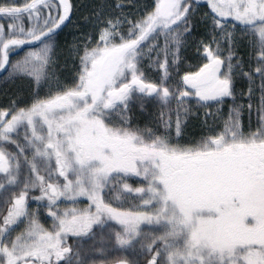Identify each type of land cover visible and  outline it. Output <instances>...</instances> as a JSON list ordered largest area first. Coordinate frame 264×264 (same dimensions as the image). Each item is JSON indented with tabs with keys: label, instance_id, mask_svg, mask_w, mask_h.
<instances>
[{
	"label": "snow or ice",
	"instance_id": "1",
	"mask_svg": "<svg viewBox=\"0 0 264 264\" xmlns=\"http://www.w3.org/2000/svg\"><path fill=\"white\" fill-rule=\"evenodd\" d=\"M0 264H264V0L0 2Z\"/></svg>",
	"mask_w": 264,
	"mask_h": 264
},
{
	"label": "rangeland",
	"instance_id": "2",
	"mask_svg": "<svg viewBox=\"0 0 264 264\" xmlns=\"http://www.w3.org/2000/svg\"><path fill=\"white\" fill-rule=\"evenodd\" d=\"M0 2H3V0H0ZM16 2L19 4V3H22L23 0H16ZM191 55H192L191 53L188 54V56H189V63H194V62L191 60ZM81 206H82V207H83V206H86V204H82Z\"/></svg>",
	"mask_w": 264,
	"mask_h": 264
}]
</instances>
